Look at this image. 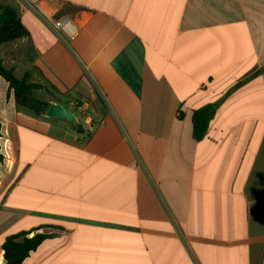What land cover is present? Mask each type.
<instances>
[{
  "label": "crops",
  "instance_id": "1",
  "mask_svg": "<svg viewBox=\"0 0 264 264\" xmlns=\"http://www.w3.org/2000/svg\"><path fill=\"white\" fill-rule=\"evenodd\" d=\"M0 5L29 31L2 64L79 114L0 77V264L21 233L50 235L23 264H264V0Z\"/></svg>",
  "mask_w": 264,
  "mask_h": 264
},
{
  "label": "trees",
  "instance_id": "2",
  "mask_svg": "<svg viewBox=\"0 0 264 264\" xmlns=\"http://www.w3.org/2000/svg\"><path fill=\"white\" fill-rule=\"evenodd\" d=\"M29 35V31L23 25L17 11L7 5H0V45L23 39ZM0 77L9 83L10 89L14 91L16 103L27 107L36 114H41L49 108L48 102H43L33 97L34 91L41 89V85L27 82L29 74L19 79L15 76L13 68H6L0 61ZM55 90L56 87L51 85ZM214 107L209 106L195 112L193 118L194 136L201 140L213 117ZM0 137H2V126L0 124ZM4 157L0 147V161ZM21 233L10 235L5 238L2 248L4 250V264H23L26 258L35 251L50 235L44 233Z\"/></svg>",
  "mask_w": 264,
  "mask_h": 264
},
{
  "label": "built area",
  "instance_id": "3",
  "mask_svg": "<svg viewBox=\"0 0 264 264\" xmlns=\"http://www.w3.org/2000/svg\"><path fill=\"white\" fill-rule=\"evenodd\" d=\"M30 5L33 6L34 9L37 11H41V2L42 0H27ZM54 25L60 29L68 38H73L76 33L77 29L76 27L71 24L67 19L65 20H56L54 21ZM76 108H78L81 111H84V105H81L80 103H76Z\"/></svg>",
  "mask_w": 264,
  "mask_h": 264
},
{
  "label": "water",
  "instance_id": "4",
  "mask_svg": "<svg viewBox=\"0 0 264 264\" xmlns=\"http://www.w3.org/2000/svg\"><path fill=\"white\" fill-rule=\"evenodd\" d=\"M46 115L54 119H64L76 122V115L61 104H51L47 109Z\"/></svg>",
  "mask_w": 264,
  "mask_h": 264
},
{
  "label": "rangeland",
  "instance_id": "5",
  "mask_svg": "<svg viewBox=\"0 0 264 264\" xmlns=\"http://www.w3.org/2000/svg\"><path fill=\"white\" fill-rule=\"evenodd\" d=\"M33 97L35 99H39V100H45L46 98H48V94L46 92H39V91H34ZM64 106H66L67 108H69V105L66 101H63ZM79 117V114H76Z\"/></svg>",
  "mask_w": 264,
  "mask_h": 264
}]
</instances>
